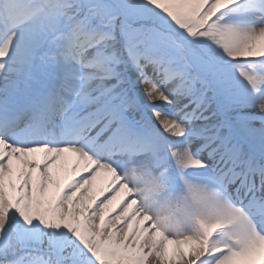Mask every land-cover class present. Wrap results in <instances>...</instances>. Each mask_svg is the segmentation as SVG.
<instances>
[{
	"label": "snow or ice",
	"instance_id": "6c2138e0",
	"mask_svg": "<svg viewBox=\"0 0 264 264\" xmlns=\"http://www.w3.org/2000/svg\"><path fill=\"white\" fill-rule=\"evenodd\" d=\"M0 264H264V0H0Z\"/></svg>",
	"mask_w": 264,
	"mask_h": 264
},
{
	"label": "bare ground",
	"instance_id": "6f19581e",
	"mask_svg": "<svg viewBox=\"0 0 264 264\" xmlns=\"http://www.w3.org/2000/svg\"><path fill=\"white\" fill-rule=\"evenodd\" d=\"M98 184L101 183L100 181L97 182Z\"/></svg>",
	"mask_w": 264,
	"mask_h": 264
}]
</instances>
